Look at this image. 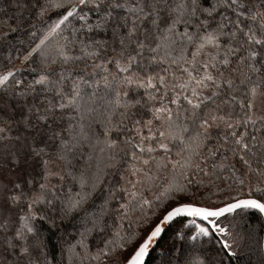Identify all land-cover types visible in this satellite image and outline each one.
<instances>
[{
	"label": "snow or ice",
	"instance_id": "obj_1",
	"mask_svg": "<svg viewBox=\"0 0 264 264\" xmlns=\"http://www.w3.org/2000/svg\"><path fill=\"white\" fill-rule=\"evenodd\" d=\"M10 7L5 24L32 22L27 45L0 32L20 65L0 72V264H53L41 227L58 221L76 231L60 264H149L177 223L189 247L160 264L235 257L234 229L264 217V0Z\"/></svg>",
	"mask_w": 264,
	"mask_h": 264
},
{
	"label": "trees",
	"instance_id": "obj_2",
	"mask_svg": "<svg viewBox=\"0 0 264 264\" xmlns=\"http://www.w3.org/2000/svg\"><path fill=\"white\" fill-rule=\"evenodd\" d=\"M12 0H0V9H6L8 15H14L17 12L16 8L10 7V3ZM21 2H25V0H21ZM24 16L27 17L29 12L24 11ZM55 15L52 16V19H55ZM6 17L0 15V32H5L8 29V26L18 27V30L15 33H12L9 42L16 43L19 40H23L25 45L29 43L31 40L29 25L31 24V20H27L24 24L17 25V21L15 19L8 21L7 24L4 23ZM40 25L37 23L36 28H39ZM34 30V29H33ZM17 47H20L19 44H16ZM9 53L7 50L0 48V72H3L9 67H13L17 61L14 62L13 65H8L4 60V57ZM13 56L16 53H12ZM19 67V66H18ZM27 74V73H25ZM121 171H123L121 169ZM119 179V173L113 171L110 176V182H115ZM213 200L217 199V197H212ZM231 220V217H229ZM237 221H239V217H237ZM262 217H258L257 214L252 213L248 216H245L243 221H241L234 231H238L240 235L243 237L239 241V248L236 249L237 255L232 257L231 260L225 258V264H261L263 259V252L258 247V241L262 243ZM178 224V223H177ZM125 225L127 226V221H125ZM174 225H172L173 227ZM134 227V225H133ZM169 228L166 233L163 234L162 239L156 249V251L152 254V257L149 258V264H153V260L155 264H160L161 257L159 253L161 252L158 249L164 242L171 239V233L173 232V228ZM41 231L43 234V239L45 240V252L48 255L49 259H53V264H60L61 260V243L62 241L57 238L63 236L65 240H70L74 235H76V231L74 225L71 222H64L63 224L57 222V226L53 227L48 225L47 223L43 224L41 227ZM176 248H181L182 246L187 251L189 245L185 244L184 241L179 239H174V243ZM219 248V245L213 240L211 245H207L203 250V254L213 257L215 256L216 249ZM166 250V249H165ZM126 255V253H125ZM67 261V257H65V262Z\"/></svg>",
	"mask_w": 264,
	"mask_h": 264
},
{
	"label": "rangeland",
	"instance_id": "obj_3",
	"mask_svg": "<svg viewBox=\"0 0 264 264\" xmlns=\"http://www.w3.org/2000/svg\"><path fill=\"white\" fill-rule=\"evenodd\" d=\"M19 65V61H17L15 63V65L13 67H18ZM258 113L259 112H264V98H258L256 101V109H255ZM179 227V223L178 224H174L173 228V232L171 233V239H169L168 241L164 242L158 249H169L173 243H174V234H175V230Z\"/></svg>",
	"mask_w": 264,
	"mask_h": 264
},
{
	"label": "water",
	"instance_id": "obj_4",
	"mask_svg": "<svg viewBox=\"0 0 264 264\" xmlns=\"http://www.w3.org/2000/svg\"><path fill=\"white\" fill-rule=\"evenodd\" d=\"M262 243H264V217H262ZM263 259H264V252H263Z\"/></svg>",
	"mask_w": 264,
	"mask_h": 264
}]
</instances>
